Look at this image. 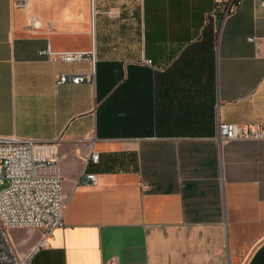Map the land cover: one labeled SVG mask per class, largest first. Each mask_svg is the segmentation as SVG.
<instances>
[{
	"label": "crops",
	"instance_id": "obj_1",
	"mask_svg": "<svg viewBox=\"0 0 264 264\" xmlns=\"http://www.w3.org/2000/svg\"><path fill=\"white\" fill-rule=\"evenodd\" d=\"M213 11L214 0H0V136L58 141L63 179L65 226L28 264H264V139L216 138L220 123L264 121V6ZM47 49L94 51L95 74ZM60 74L92 79L58 85ZM92 152L97 181L84 183ZM9 234L21 258L44 238Z\"/></svg>",
	"mask_w": 264,
	"mask_h": 264
},
{
	"label": "built area",
	"instance_id": "obj_2",
	"mask_svg": "<svg viewBox=\"0 0 264 264\" xmlns=\"http://www.w3.org/2000/svg\"><path fill=\"white\" fill-rule=\"evenodd\" d=\"M25 8L32 1L20 0ZM260 1L264 6V0ZM237 0H214L213 14L226 18ZM27 25L31 30L42 26L41 20L34 15L28 16ZM250 41H254L250 38ZM53 60L66 62L88 60L92 63L91 75L95 74L94 51L87 56L82 52L53 53L50 49L40 52ZM151 64V60H146ZM83 75L60 74L57 84H79ZM220 141L262 140L264 139V121L251 126L234 123H220L218 135ZM58 141L44 142L18 136H0V264H28L33 253L49 246L48 239L56 229L65 226V203L62 194V177L59 171ZM99 154L92 152L84 161L81 180L84 183H96L97 175L87 173L90 163H98ZM38 229L44 238L26 257L18 256L12 243L11 229Z\"/></svg>",
	"mask_w": 264,
	"mask_h": 264
},
{
	"label": "rangeland",
	"instance_id": "obj_3",
	"mask_svg": "<svg viewBox=\"0 0 264 264\" xmlns=\"http://www.w3.org/2000/svg\"><path fill=\"white\" fill-rule=\"evenodd\" d=\"M245 261H246V258L242 259L241 264H244Z\"/></svg>",
	"mask_w": 264,
	"mask_h": 264
}]
</instances>
